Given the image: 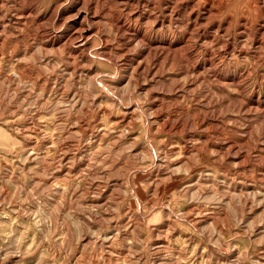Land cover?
<instances>
[{"label":"rangeland","instance_id":"1","mask_svg":"<svg viewBox=\"0 0 264 264\" xmlns=\"http://www.w3.org/2000/svg\"><path fill=\"white\" fill-rule=\"evenodd\" d=\"M74 9L0 0V264H264V0Z\"/></svg>","mask_w":264,"mask_h":264},{"label":"bare ground","instance_id":"2","mask_svg":"<svg viewBox=\"0 0 264 264\" xmlns=\"http://www.w3.org/2000/svg\"><path fill=\"white\" fill-rule=\"evenodd\" d=\"M73 4H74V16H73V19L74 20H81V22L83 20H86L89 18V13L84 11L83 9V6H89V7H93L94 5L96 4H99V0H73ZM93 5V6H92ZM170 11V8L169 7H165V12H169ZM92 14V13H91ZM263 16V15H262ZM66 18V17H65ZM146 18V17H145ZM92 19V17L89 18V20ZM95 18H93L92 20H94ZM61 21V20H60ZM99 21V20H98ZM78 23H76V21H73V24L72 26L74 27H78L80 26L79 28H77L75 31H74V34L77 33V36L76 39H78V46L79 47H86L88 44H89V40L91 38V34H92V31H91V28L90 29H86V28H83V26L81 25H77ZM83 25V24H82ZM261 28V27H260ZM264 28V27H263ZM264 30V29H263ZM136 31V30H135ZM73 34V35H74ZM42 36V35H41ZM204 37V36H203ZM43 38V37H42ZM47 40V39H46ZM69 41V40H68ZM73 41V40H72ZM75 41V40H74ZM72 44V43H71ZM70 44V45H71ZM47 46H50V47H54L57 45L56 42H51L49 41L48 43H46ZM72 46V45H71ZM181 48V47H180ZM54 49V48H52Z\"/></svg>","mask_w":264,"mask_h":264}]
</instances>
